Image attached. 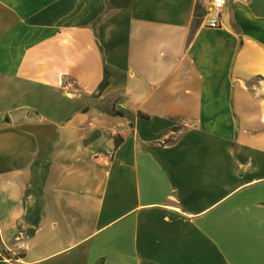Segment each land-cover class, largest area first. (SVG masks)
<instances>
[{
    "label": "crops",
    "instance_id": "obj_1",
    "mask_svg": "<svg viewBox=\"0 0 264 264\" xmlns=\"http://www.w3.org/2000/svg\"><path fill=\"white\" fill-rule=\"evenodd\" d=\"M208 4L0 0L17 264H264V0Z\"/></svg>",
    "mask_w": 264,
    "mask_h": 264
},
{
    "label": "built area",
    "instance_id": "obj_2",
    "mask_svg": "<svg viewBox=\"0 0 264 264\" xmlns=\"http://www.w3.org/2000/svg\"><path fill=\"white\" fill-rule=\"evenodd\" d=\"M207 16H208V26L212 29H217L221 26L222 13L227 4L231 0H208ZM125 109V104L123 102L117 103L115 111L120 113ZM121 126H114L109 130V135L115 139L119 137L121 132ZM23 233L19 232L17 240L21 243L18 250H6L1 247L0 244V262H5L7 264H14L22 262L21 249L25 248V245L22 243Z\"/></svg>",
    "mask_w": 264,
    "mask_h": 264
},
{
    "label": "trees",
    "instance_id": "obj_3",
    "mask_svg": "<svg viewBox=\"0 0 264 264\" xmlns=\"http://www.w3.org/2000/svg\"><path fill=\"white\" fill-rule=\"evenodd\" d=\"M108 84H109V78H108V75L105 74L104 80L100 86V91L102 92L103 90H105L107 88ZM121 142H122V140L119 137H117L116 138V146L118 147L121 144Z\"/></svg>",
    "mask_w": 264,
    "mask_h": 264
}]
</instances>
